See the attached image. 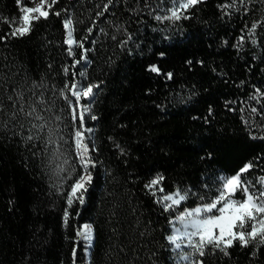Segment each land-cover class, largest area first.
Masks as SVG:
<instances>
[{"label":"snow or ice","instance_id":"6c2138e0","mask_svg":"<svg viewBox=\"0 0 264 264\" xmlns=\"http://www.w3.org/2000/svg\"><path fill=\"white\" fill-rule=\"evenodd\" d=\"M204 3L205 0H92L89 7L80 0L68 4L61 0H15L19 15L0 17L9 25L8 31L0 32V45L4 47L30 36L40 22L52 17L58 18L62 26L63 39L56 43L64 59L58 71H53L49 61L48 71L38 78L28 73L20 76L19 70L12 73L7 64L4 68L8 71L0 72V140L22 146L37 161V175L47 177L49 192L63 200L61 219L65 230L71 226V217L80 216L79 207L85 204L94 187L97 168L103 164L97 142L98 125L92 122L100 119L95 104L106 81L93 79L90 71H103L94 67L100 53L110 42L119 53L143 55L139 25L149 19L159 24L167 22V30L161 29L162 40H173V33L183 36L180 23L191 19ZM216 7L221 19L230 20L237 14L245 18L240 34L230 45L237 50V56L247 51L253 61L264 63V0H222ZM191 39L190 35L183 36L175 43ZM222 44L229 45V40L223 39ZM117 51L105 54L103 64L107 68L115 64ZM155 55L164 58L168 52L158 50ZM185 63L193 66L191 59ZM196 63L205 62L199 59ZM246 67L251 73L253 66L246 62ZM143 70L166 81L174 78L172 71L164 70L155 60L146 59ZM218 75L227 74L220 71ZM57 76L59 82L55 80ZM246 84V80L239 81L241 87ZM250 87V94L245 92L239 100H225L224 106L237 111L231 105L246 104L247 109L240 107L239 111H248L251 117V121L242 117L248 135L264 142V80L251 83ZM145 91L151 94L153 89ZM153 103L157 108L165 107L163 103ZM214 115L209 104L206 114L193 115L191 119L210 124ZM256 116L260 117L259 123ZM126 127L119 124L121 129ZM252 127L259 131L252 132ZM107 139L117 156L129 155L130 149L116 136ZM194 150L201 153V161L210 163L219 155V149L205 140ZM122 163L127 164V159ZM166 181L164 171L153 168L143 185L158 207L160 219L155 223L159 227L147 220L138 231V241L129 242L135 246L129 248L122 243L114 250L110 248L111 256L122 253V264H231L232 250L240 248L247 249L253 261L259 258L264 249V151L245 157L234 167L202 173L195 184L176 181L166 188ZM137 226L140 227L139 220ZM72 227L74 235L65 237L71 243L69 264H77L78 248L82 249V264H92L94 224L85 222Z\"/></svg>","mask_w":264,"mask_h":264},{"label":"trees","instance_id":"16d2710c","mask_svg":"<svg viewBox=\"0 0 264 264\" xmlns=\"http://www.w3.org/2000/svg\"><path fill=\"white\" fill-rule=\"evenodd\" d=\"M71 2L61 0L63 4ZM80 2L90 7L92 0ZM218 2L222 0H205L191 19L180 23L183 36L192 37L189 41L175 43L183 36L176 37L174 33L173 40H162L161 29L167 30V22L159 24L149 19L139 25L143 55L119 53L110 42L100 53L94 67L103 71H90L93 79L106 81L95 104L100 119L92 122L98 125L103 164L97 168L94 187L85 204L79 207L80 216L70 218L67 230L61 219L63 200L49 192L47 177L37 175V161L22 146L0 140V264H61V260L69 264L71 243L65 237L74 235L72 226L85 222L93 223L96 229L92 264H122L123 254L111 256L110 248L114 250L122 243L134 247L129 242L138 241V231L149 219L153 227H159L155 223L160 219L158 207L143 189L153 168L164 171L166 188L176 181L195 184L202 173L234 167L245 157L264 151V142L252 140L242 122V117L251 121L248 111H239L240 107L247 109V105H231L237 111L224 106L225 100H239L245 92L250 94L251 83L264 80V63L253 61L247 51L237 56V50L230 47L245 18L237 14L230 20L221 19ZM18 15L15 0H0V17ZM61 29L58 18L52 17L40 22L30 36L15 39L8 47L0 45V72L10 68L12 73L19 70L20 76L28 73L38 78L48 71L49 61L53 71H58L64 59L56 43L63 39ZM8 30L9 25L0 20V32ZM223 39H228L229 45H223ZM158 50H167L168 55L160 58L155 55ZM113 51H117L118 58L109 69L103 58ZM146 59L172 71L174 78L166 81L145 73ZM188 59L193 61L191 68L185 63ZM199 59L204 60V65L196 63ZM246 62L253 66L251 73ZM5 64L8 68H4ZM214 67L216 72L212 71ZM220 71L227 75L220 77ZM55 80L59 82V76ZM240 80L248 84L241 87ZM149 87L153 89L151 94L145 91ZM153 101L165 107L157 108ZM209 104L215 110L210 124L191 119L193 115L206 114ZM255 120L259 123L260 117ZM119 124L127 127L121 129ZM251 131L258 132L259 128L252 127ZM108 136H116L130 149L129 155L117 156ZM202 140L219 149L214 162L201 161V153L194 150ZM124 159L127 164L122 163ZM77 251V264H82L81 249ZM232 253L231 264H264V249L255 261L247 249L235 248Z\"/></svg>","mask_w":264,"mask_h":264},{"label":"built area","instance_id":"2783aa9c","mask_svg":"<svg viewBox=\"0 0 264 264\" xmlns=\"http://www.w3.org/2000/svg\"><path fill=\"white\" fill-rule=\"evenodd\" d=\"M84 264H87V262H86V261H84Z\"/></svg>","mask_w":264,"mask_h":264},{"label":"rangeland","instance_id":"374dc122","mask_svg":"<svg viewBox=\"0 0 264 264\" xmlns=\"http://www.w3.org/2000/svg\"><path fill=\"white\" fill-rule=\"evenodd\" d=\"M81 255H82V249H81ZM82 262V261H81Z\"/></svg>","mask_w":264,"mask_h":264}]
</instances>
